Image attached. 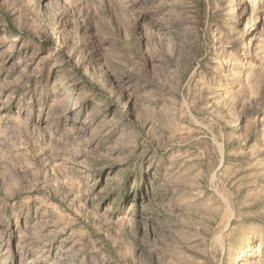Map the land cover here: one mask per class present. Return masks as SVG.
<instances>
[{
    "label": "rangeland",
    "instance_id": "1",
    "mask_svg": "<svg viewBox=\"0 0 264 264\" xmlns=\"http://www.w3.org/2000/svg\"><path fill=\"white\" fill-rule=\"evenodd\" d=\"M0 264H264V0H0Z\"/></svg>",
    "mask_w": 264,
    "mask_h": 264
},
{
    "label": "trees",
    "instance_id": "2",
    "mask_svg": "<svg viewBox=\"0 0 264 264\" xmlns=\"http://www.w3.org/2000/svg\"><path fill=\"white\" fill-rule=\"evenodd\" d=\"M81 75H82V77L84 76L85 77V75H83L82 73H81ZM86 78V77H85ZM90 82V81H89ZM94 84V83H93Z\"/></svg>",
    "mask_w": 264,
    "mask_h": 264
}]
</instances>
